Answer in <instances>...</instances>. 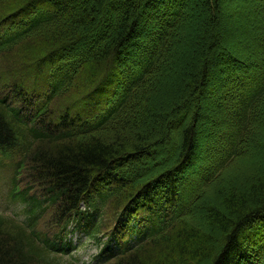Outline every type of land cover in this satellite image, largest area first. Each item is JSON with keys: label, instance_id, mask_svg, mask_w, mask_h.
Returning a JSON list of instances; mask_svg holds the SVG:
<instances>
[{"label": "trees", "instance_id": "1", "mask_svg": "<svg viewBox=\"0 0 264 264\" xmlns=\"http://www.w3.org/2000/svg\"><path fill=\"white\" fill-rule=\"evenodd\" d=\"M78 1L69 8L63 0H0V15L8 12L0 16V165L2 156L11 160L10 193L33 215L22 223L0 216V264H62L53 252L70 247L69 225L100 246L102 264H250L247 238L249 250L264 252L256 239L259 231L264 241V171L240 181L242 190L233 172L247 145L264 151L254 131L263 123L264 58L213 33L220 0H201L202 32L196 43L190 38L168 95L162 70L180 59L171 49L192 0ZM239 1L264 16V0ZM147 6L161 12L153 24ZM107 15L102 25L98 17ZM221 62L239 102L228 98L222 154L193 175L186 169L199 126L213 123L204 113L223 111L201 97ZM114 65L123 77L105 99L103 78ZM158 93L159 105L149 103ZM205 196L196 221L186 222ZM43 216L51 228L41 232Z\"/></svg>", "mask_w": 264, "mask_h": 264}, {"label": "rangeland", "instance_id": "2", "mask_svg": "<svg viewBox=\"0 0 264 264\" xmlns=\"http://www.w3.org/2000/svg\"><path fill=\"white\" fill-rule=\"evenodd\" d=\"M91 2H96L97 0H88ZM99 1V0H98ZM63 5L69 8H73L80 4L78 0H63ZM115 4V5H114ZM220 14H221V19L222 22L218 23V26L214 27L213 33H217L219 38L225 39L228 43L233 44L234 47L236 48H242L244 53L246 54L247 57L254 58V59H259V58H264V16L259 13L258 11H255V8L253 6L250 7H242L243 5L240 3L239 0H220ZM242 5V6H241ZM80 7V5H78ZM118 4L112 3L108 5V8L116 7ZM144 6L143 8H145ZM202 3L201 0H192L191 7L188 9L187 12V21L185 24V29H183L178 37L174 40V45L173 48L171 49V53L174 55L175 58H180L178 60V63L175 64V66L171 65L164 67V70H162L161 74V85L164 87V90H168V95L171 93H176V85L178 84V81H181V78L178 75L177 70L179 64L181 62L183 63L184 61L186 62L189 58L186 56V54L189 51V40L192 37L195 39L196 43V32L199 30V33L201 34L202 30V23L204 22V16L202 12ZM146 14L147 18H150L149 22L153 24L155 21V18H157L158 15L161 14L159 11L158 13L156 12V8H150L147 6ZM162 8V7H161ZM165 10V8L163 9ZM28 12V10H26ZM155 11V13H154ZM138 12H141V8H138ZM1 13V12H0ZM8 13V12H7ZM2 13V15L7 14ZM0 15V16H2ZM166 15V13H165ZM164 15V16H165ZM98 20L101 21L102 25H107L109 24V17L103 16L102 18L98 17ZM153 28H149L148 35L144 38L146 40V43L149 42L151 39L152 33H153ZM195 33V35H194ZM157 36H154L153 39H156ZM200 38V37H199ZM27 43H31V40H28ZM122 62V61H121ZM175 62V60H172V64ZM119 64H121L119 62ZM121 65L118 67L116 65L112 66L110 68V71L108 72L109 75H107L106 78H103V81L106 85V87H109L108 90H103L105 94V99H110V97L107 94H110L112 92V89L115 84L119 83L121 80L120 78L123 77V74L121 73V77L119 78L120 72H121ZM219 68V69H218ZM219 70V72H218ZM123 72V71H122ZM214 72V79H213V84L214 87H210L211 85H207V88L205 92L201 94L202 97V104L204 106H209L210 109L216 108V104L221 103V107L223 111L221 112L220 116H213L204 113L206 116H209L213 123L208 122L207 120L203 121L202 125L199 126V132H200V138L198 141V145L193 151V157L194 164L192 167L186 169V173L191 174H200L201 170L204 171L203 168H206L205 171L207 172L208 167L210 166L209 164L213 165L214 162L211 161L212 158H217L222 154V145L226 142V138H228V134L230 132V119L229 115H226V110H229L230 106L228 104V98L233 97L235 102H239L237 100V97L234 95V82L232 81L231 77L228 76V70L224 62H221L219 64V67L216 68V71L213 70ZM218 72V75H217ZM5 80V77H4ZM183 80V79H182ZM179 81V82H180ZM231 81V82H230ZM233 83V84H232ZM213 89V90H212ZM161 90V89H160ZM102 91V92H103ZM161 91H159L160 93ZM88 96L90 95L89 99L97 100L100 96L98 95L96 98V92L95 90H91L88 92ZM154 95V100L149 101L153 105H159V102L162 101V97L160 94ZM232 95V96H231ZM160 97V98H159ZM90 103H92L90 101ZM80 106V105H79ZM189 109H192L191 106H188ZM80 108H84V106H80ZM223 112L225 113L224 115ZM181 112L178 115H180ZM140 110L136 111V116L139 118L140 116ZM259 121H263L261 123L260 128H255L254 130L257 134L253 132L252 138L254 136L255 140L257 141H262L264 139V110L260 111L259 115ZM191 118V110L188 116V121ZM257 126V125H256ZM106 134H110V132H106ZM251 139V138H250ZM172 141V135L168 138V145ZM223 143V144H222ZM211 155H209V153ZM210 161V163H209ZM244 163H241L238 165L236 168H240V171H235L233 173L238 172L240 179L236 181V185L239 186L240 190L244 189L242 185L240 186V181L244 183V180L246 178L247 183L252 180V178L256 175H260L264 171V151H259L253 146L247 145L245 150H244ZM202 167V168H201ZM246 167L245 169H243ZM202 173V172H201ZM8 177V174L6 170L4 169L2 172L0 171V214H17L19 217H23V206L19 203H13L10 202L7 197V191H6V184L4 183V180ZM238 183V184H237ZM210 197V196H209ZM208 196H205L206 199L202 198L201 200L199 199L194 203L192 207V211L189 214L188 218L185 219L186 222H195L196 221V214L198 212L199 206L204 203V200L210 201V198ZM196 218H195V217ZM195 219V220H194ZM202 226V224H201ZM253 228L252 230H254ZM256 230V229H255ZM257 231V230H256ZM260 233L257 231V240L260 242V246L264 244V241L260 238ZM263 241V242H262ZM257 242V241H256ZM244 244L247 245L248 252L250 255L249 263L250 264H264V252L262 251L263 248L259 250H255L254 252L249 250V248L253 246V243L250 239H246L244 241ZM86 246V245H85ZM83 248V247H82ZM82 248L80 252L82 251ZM87 249L89 250V253L93 252L91 249V246L88 245ZM79 252V253H80ZM83 252V251H82ZM87 252V251H86Z\"/></svg>", "mask_w": 264, "mask_h": 264}]
</instances>
